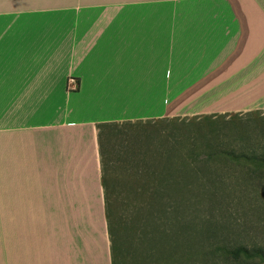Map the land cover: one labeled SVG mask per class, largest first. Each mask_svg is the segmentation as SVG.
I'll return each mask as SVG.
<instances>
[{
  "label": "crops",
  "instance_id": "obj_1",
  "mask_svg": "<svg viewBox=\"0 0 264 264\" xmlns=\"http://www.w3.org/2000/svg\"><path fill=\"white\" fill-rule=\"evenodd\" d=\"M264 110V0H0V264H113L106 123Z\"/></svg>",
  "mask_w": 264,
  "mask_h": 264
},
{
  "label": "rangeland",
  "instance_id": "obj_2",
  "mask_svg": "<svg viewBox=\"0 0 264 264\" xmlns=\"http://www.w3.org/2000/svg\"><path fill=\"white\" fill-rule=\"evenodd\" d=\"M177 119L125 122L105 135L104 176L122 264H192L196 253L225 240L264 247V166L256 174L249 160L264 158V110ZM214 132L239 158L188 160L192 136ZM202 174L223 178L199 182ZM185 188L182 198L174 194Z\"/></svg>",
  "mask_w": 264,
  "mask_h": 264
},
{
  "label": "trees",
  "instance_id": "obj_3",
  "mask_svg": "<svg viewBox=\"0 0 264 264\" xmlns=\"http://www.w3.org/2000/svg\"><path fill=\"white\" fill-rule=\"evenodd\" d=\"M162 122H176L177 118L172 120H159ZM127 123V122H126ZM131 124V122H128ZM122 123H106L98 126L99 128V145H100V156L102 162V170H103V185L106 196V205H107V217H108V229L111 240V254H112V263L113 264H122L120 259V245L115 237V230L111 223L110 210H109V189L106 187V180L104 176L105 171V156H104V148H105V135L116 129ZM125 124V122L123 123ZM193 124V123H191ZM201 129V128H200ZM109 130V131H107ZM212 138L205 136H192V148L193 150L188 155V160H193L194 163H208L213 161H225V160H237L239 157L236 156L233 152H227L222 148V143H220V138L213 133ZM191 139V137H190ZM181 139L179 138V141ZM182 142H179L181 144ZM202 143V144H201ZM205 143V144H203ZM202 145V147H201ZM249 160L259 167L257 168L256 174H258L262 170V166H264V158L257 159L256 157L249 158ZM196 175H197V171ZM255 174V173H254ZM199 175V172H198ZM215 175V174H214ZM211 175H203L199 182L208 181L214 182L217 180H221L222 176H214ZM134 177L139 178L138 174H135ZM198 180V179H196ZM197 182V181H196ZM165 184V183H164ZM188 187V186H187ZM186 191V188L183 190L175 191L174 194L180 198H182L183 193ZM203 191H199L197 193V197L201 196ZM207 250H203L200 254L194 255L191 258L192 264H208L211 261L223 264H264V247L261 245H252L247 246L243 244H234L228 240L223 242H218L212 245Z\"/></svg>",
  "mask_w": 264,
  "mask_h": 264
}]
</instances>
